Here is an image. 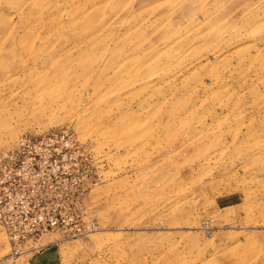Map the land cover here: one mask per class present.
Wrapping results in <instances>:
<instances>
[{
  "label": "rangeland",
  "instance_id": "rangeland-1",
  "mask_svg": "<svg viewBox=\"0 0 264 264\" xmlns=\"http://www.w3.org/2000/svg\"><path fill=\"white\" fill-rule=\"evenodd\" d=\"M51 130L99 182L0 264H264V0H0V151Z\"/></svg>",
  "mask_w": 264,
  "mask_h": 264
},
{
  "label": "built area",
  "instance_id": "built-area-1",
  "mask_svg": "<svg viewBox=\"0 0 264 264\" xmlns=\"http://www.w3.org/2000/svg\"><path fill=\"white\" fill-rule=\"evenodd\" d=\"M84 151L64 130L25 133L0 151V226L11 250L45 234L70 233L71 219L82 218L87 186L99 182L96 168L87 180L80 173ZM82 228L80 232L92 230L95 224Z\"/></svg>",
  "mask_w": 264,
  "mask_h": 264
},
{
  "label": "bare ground",
  "instance_id": "bare-ground-1",
  "mask_svg": "<svg viewBox=\"0 0 264 264\" xmlns=\"http://www.w3.org/2000/svg\"><path fill=\"white\" fill-rule=\"evenodd\" d=\"M15 144H16V143H15ZM15 144H14V145H15ZM10 147H12V146H10ZM6 149H7V148H6ZM4 150H5V149H4Z\"/></svg>",
  "mask_w": 264,
  "mask_h": 264
}]
</instances>
